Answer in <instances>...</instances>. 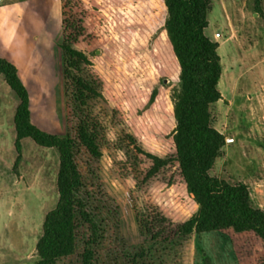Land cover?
Returning <instances> with one entry per match:
<instances>
[{
	"label": "rangeland",
	"instance_id": "1",
	"mask_svg": "<svg viewBox=\"0 0 264 264\" xmlns=\"http://www.w3.org/2000/svg\"><path fill=\"white\" fill-rule=\"evenodd\" d=\"M16 1L31 16L26 29L36 39L30 45L33 69L23 76L31 120L41 130L64 136L69 123L60 0ZM12 2L0 1V6ZM97 5L110 27L107 43L90 54V70L104 94L91 104L102 155L94 157L83 148L76 152L87 208L100 228L93 264H203L205 256L212 264H260L264 252L251 234L223 230L170 242L150 239L148 196L173 213L193 207L165 186L164 177L142 182L144 165L132 141L162 157L173 155L167 141L153 131L165 136L175 121L146 108L148 91L159 79L165 80L160 102L169 110L174 107L178 79L165 77L161 70L170 52L164 29L167 14L161 0H97ZM208 20L206 34L218 42L223 67L218 84L222 98L211 106L212 123L226 136L211 174L231 183L241 182L248 173L264 180V3L263 12H258L254 0H211ZM17 104V95L0 74V264L36 262L44 217L58 201V150L25 138L18 160ZM77 235V252L57 264H82L91 236L88 225L80 222ZM142 247L148 250L146 257L136 256Z\"/></svg>",
	"mask_w": 264,
	"mask_h": 264
},
{
	"label": "trees",
	"instance_id": "2",
	"mask_svg": "<svg viewBox=\"0 0 264 264\" xmlns=\"http://www.w3.org/2000/svg\"><path fill=\"white\" fill-rule=\"evenodd\" d=\"M161 1L167 14L164 29L170 48L161 70L165 77H177L178 84L173 87V110L160 102L163 79L149 89L146 108L175 121V128L165 136H161V131H153L155 137L167 141L173 155L162 157L147 151L131 137L136 156L144 165L142 182L149 184L164 177L165 186L174 190L180 200H189L193 207L184 214L173 213L148 196L150 239L170 242L194 233L232 230L254 235L264 252V210L254 204L249 186L211 174L226 144V136L212 123L211 106L222 98L218 84L223 67L218 42L206 34L211 0ZM60 3L69 131L57 136L37 127L31 120L29 93L17 67L0 57V74L18 97L14 115L18 160L25 138L59 152L58 201L44 217L34 264H57L61 258L74 255L80 222L91 231L82 251V264H93L100 228L87 208L84 177L76 152L83 148L94 157L102 155L98 122L92 116L91 104L104 94L100 80L90 70V54L107 43L110 27L97 0ZM263 3L264 0H254L256 11L263 12ZM147 252L142 247L136 256L146 257ZM203 264H212L209 256L204 257ZM260 264H264V256Z\"/></svg>",
	"mask_w": 264,
	"mask_h": 264
},
{
	"label": "crops",
	"instance_id": "3",
	"mask_svg": "<svg viewBox=\"0 0 264 264\" xmlns=\"http://www.w3.org/2000/svg\"><path fill=\"white\" fill-rule=\"evenodd\" d=\"M14 1L0 6V57L7 59L17 67L18 74L26 86L23 76L33 69L30 68L29 63L30 45L36 42V39H33L35 35L32 36L26 29L32 24L31 16L27 14L21 2ZM260 168L264 170V162ZM241 182L249 186L254 204L264 210V180L256 181L248 173Z\"/></svg>",
	"mask_w": 264,
	"mask_h": 264
}]
</instances>
